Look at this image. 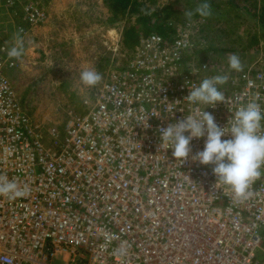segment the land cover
<instances>
[{
	"label": "built area",
	"instance_id": "built-area-1",
	"mask_svg": "<svg viewBox=\"0 0 264 264\" xmlns=\"http://www.w3.org/2000/svg\"><path fill=\"white\" fill-rule=\"evenodd\" d=\"M5 1L20 7L22 33L48 18L49 0ZM193 37L186 28L141 37L61 127L26 112L0 41V180L29 190L0 195V264H264V164L238 201L213 165L192 159L204 137L182 163L160 140L161 128L203 109L184 97L204 78L228 77L217 85L225 101L204 109L226 132L249 102L264 115V56L224 75L195 60Z\"/></svg>",
	"mask_w": 264,
	"mask_h": 264
},
{
	"label": "rangeland",
	"instance_id": "rangeland-1",
	"mask_svg": "<svg viewBox=\"0 0 264 264\" xmlns=\"http://www.w3.org/2000/svg\"><path fill=\"white\" fill-rule=\"evenodd\" d=\"M188 1L145 0L144 4L150 11L169 8V17L152 20L151 25L166 24L169 34L180 28L193 31L199 47L195 60L220 64L224 75L230 54H236L241 63L255 54L264 56V0H207L211 14L206 17L194 15L205 0ZM47 11L43 24L22 33L19 27L25 25L20 7H8L0 0V41L10 49L17 37L23 40V53L14 58L8 75L26 112L39 124L61 127L66 111L85 108L82 101L129 57L131 50L123 45V32L135 20H109L112 14L106 0H49ZM188 11L193 12L190 18L185 15ZM138 34L143 37L141 26ZM86 68L101 75L95 86L81 82L80 74Z\"/></svg>",
	"mask_w": 264,
	"mask_h": 264
},
{
	"label": "clouds",
	"instance_id": "clouds-1",
	"mask_svg": "<svg viewBox=\"0 0 264 264\" xmlns=\"http://www.w3.org/2000/svg\"><path fill=\"white\" fill-rule=\"evenodd\" d=\"M195 11L202 17L211 14L207 0ZM185 15L190 18L193 12L188 11ZM23 47V40L17 37L15 46L7 52L8 57H21ZM228 63L231 69L242 70L243 66L236 54L229 55ZM101 79V75L92 68H86L80 74L81 82L88 87L95 86ZM227 79V76L221 75L204 78L199 85L189 88V94L184 98L190 104L204 105L203 109L197 107L193 114L169 123L159 131L162 146L171 149L172 157L180 163L189 157L191 141L204 137L203 149L196 152L192 159L203 165H213L212 172L216 181L230 188L233 198L239 201L246 197L250 183L261 175L259 169L264 164V134H258V131L264 115L259 104L252 101L235 112L227 132L225 126L217 125L215 117L204 109L215 108L218 103L225 101L217 85L226 83ZM174 109L171 105L167 107V111L172 113ZM159 115L154 113L152 116ZM226 133L231 134L230 139H222ZM28 191L27 187L21 188L14 181L0 180V195L15 199L28 195ZM120 251L123 252V248Z\"/></svg>",
	"mask_w": 264,
	"mask_h": 264
},
{
	"label": "trees",
	"instance_id": "trees-1",
	"mask_svg": "<svg viewBox=\"0 0 264 264\" xmlns=\"http://www.w3.org/2000/svg\"><path fill=\"white\" fill-rule=\"evenodd\" d=\"M144 1L145 0H106L109 11L112 14L111 17L108 18L109 20H118L119 18L124 19L126 17L135 20V23L130 25L123 32V45L130 50L133 49L140 40L138 34V28L140 26L144 30L143 36H146L151 32H164L165 35L168 34V32L166 33L165 31L169 28L166 24H163L164 26H162V23L159 24L160 22H155L154 24L157 25L155 27L153 24L151 25V23L152 20H158L160 18L163 20L164 18L169 17L171 10L165 8L162 10L150 11L145 8ZM188 2H192V0H189ZM213 7L216 8V6ZM194 15L196 16L198 13L195 11Z\"/></svg>",
	"mask_w": 264,
	"mask_h": 264
}]
</instances>
